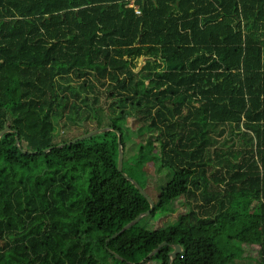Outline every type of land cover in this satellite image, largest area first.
<instances>
[{
	"label": "trees",
	"instance_id": "16d2710c",
	"mask_svg": "<svg viewBox=\"0 0 264 264\" xmlns=\"http://www.w3.org/2000/svg\"><path fill=\"white\" fill-rule=\"evenodd\" d=\"M62 118L111 129L66 144ZM6 127L0 264H168L175 243L171 264H248L241 244L264 264V0H0ZM117 131L141 188L153 143L170 177L110 238L149 209ZM179 195L186 216L150 229Z\"/></svg>",
	"mask_w": 264,
	"mask_h": 264
},
{
	"label": "rangeland",
	"instance_id": "374dc122",
	"mask_svg": "<svg viewBox=\"0 0 264 264\" xmlns=\"http://www.w3.org/2000/svg\"><path fill=\"white\" fill-rule=\"evenodd\" d=\"M110 114V110L108 111V109L103 108L100 115L101 122H108L107 117ZM94 124V121L82 120L80 118L75 120L72 118L56 119L54 121L55 135L58 139L65 138L71 140L76 138L80 133L85 134L83 132L86 129L93 127ZM132 137H136L135 131L132 132ZM138 140L139 139H136L134 141L135 145L138 144ZM133 148H135V146ZM137 162L148 171L147 183L144 188L155 203L157 202L159 195L165 193V189L168 187V179L170 177L169 171L160 166L158 144L153 143L145 153L137 156ZM163 202L164 203L158 210L156 216L147 221L150 229L164 228L166 225L173 223L178 217H185L190 206L188 200L182 195H179L177 198H170L167 203H165L164 200ZM241 246L245 250L243 252L242 261L248 264H255L256 259L254 257V251L257 250L258 247L255 245L247 246L245 244H241Z\"/></svg>",
	"mask_w": 264,
	"mask_h": 264
},
{
	"label": "water",
	"instance_id": "95a60500",
	"mask_svg": "<svg viewBox=\"0 0 264 264\" xmlns=\"http://www.w3.org/2000/svg\"><path fill=\"white\" fill-rule=\"evenodd\" d=\"M111 128L110 127H100V128H96V129H93L91 131H88L87 133L85 134H82L76 138H73L69 141L66 142V144H71V143H74V142H77L79 140H82L84 138H88L94 134H97V133H101V132H104L106 130H110ZM10 129L8 127L2 129L0 131V137L5 133V132H8ZM117 136H118V159H117V170L121 172L122 176L130 181V183H132L135 188H137L139 190V192L146 198V200L148 201L149 203V209L138 214L135 218H133L131 221H129L127 224H125L119 231L115 232L110 238H113L115 236H117L118 234H120L121 232H123L124 230L128 229L129 227H131L132 225H134L138 220H140L142 217L144 216H147L151 210L153 209L154 207V202L153 200L151 199V197L147 194V192L145 191V189L141 188L140 185L133 179L131 178L130 176H128L125 172L122 171V161H123V147L120 143V133L119 131H117ZM15 142H16V145L17 147L22 150L23 152H25L24 149H22L20 143H19V138H18V135L16 134L15 135ZM66 144H59V147L63 146V145H66ZM30 153H34V152H30ZM167 242L166 241H162L156 248H154L153 250H151L146 258H150L159 248L163 247L164 245H166ZM173 248V250L169 253V258H168V264H171V262L173 261V259L177 256V254H179L181 251H182V248L180 245L178 244H170ZM116 258L120 259V260H123L122 257H120L118 254L114 253L113 251H110ZM143 261V260H142ZM141 261V262H142ZM131 263V262H129ZM133 264V263H132Z\"/></svg>",
	"mask_w": 264,
	"mask_h": 264
},
{
	"label": "built area",
	"instance_id": "2783aa9c",
	"mask_svg": "<svg viewBox=\"0 0 264 264\" xmlns=\"http://www.w3.org/2000/svg\"><path fill=\"white\" fill-rule=\"evenodd\" d=\"M128 6H132V3L128 4ZM136 13H139V10L136 9Z\"/></svg>",
	"mask_w": 264,
	"mask_h": 264
}]
</instances>
